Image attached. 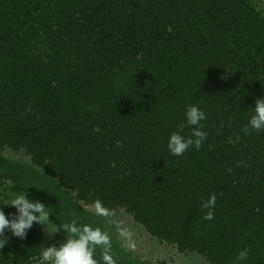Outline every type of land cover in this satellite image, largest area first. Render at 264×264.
Here are the masks:
<instances>
[{"label": "trees", "instance_id": "obj_1", "mask_svg": "<svg viewBox=\"0 0 264 264\" xmlns=\"http://www.w3.org/2000/svg\"><path fill=\"white\" fill-rule=\"evenodd\" d=\"M262 96L264 0H0V152L24 150L60 192L123 209L181 254L264 264V131H242ZM189 105L208 137L174 156ZM41 178L0 174L5 215L4 186ZM5 235L0 264L55 245L35 226Z\"/></svg>", "mask_w": 264, "mask_h": 264}, {"label": "rangeland", "instance_id": "obj_2", "mask_svg": "<svg viewBox=\"0 0 264 264\" xmlns=\"http://www.w3.org/2000/svg\"><path fill=\"white\" fill-rule=\"evenodd\" d=\"M13 173L27 182H34L33 179L37 176L42 177V180L40 183L35 182L32 185L25 184L21 186L9 181L10 183L3 188L2 202L4 206L21 191L28 193L27 198L29 200H39L44 203L51 211L50 221H46L44 225L34 222L33 226L57 246L66 241L68 234L62 229L57 232L56 227L64 223H71L75 219L78 226L88 224L94 228L100 227L109 233L117 264H209L198 253L181 254L174 246L152 238L123 209L112 211L114 215L109 218L97 215L93 206L80 203L74 194L64 190L60 192L58 184L51 179L48 173L33 165L31 157L24 150L14 152L6 148L0 152V174L11 175ZM59 198L66 202L67 212L62 213L63 209L62 205H59L61 202ZM5 208L7 210L6 216L9 219H11V213L17 212L14 206L8 205ZM109 220L116 221L132 232L134 249L126 246L127 241L120 236L115 224L110 223ZM6 231L11 233L8 230ZM95 258L100 261V264H103L100 248L96 249Z\"/></svg>", "mask_w": 264, "mask_h": 264}, {"label": "clouds", "instance_id": "obj_3", "mask_svg": "<svg viewBox=\"0 0 264 264\" xmlns=\"http://www.w3.org/2000/svg\"><path fill=\"white\" fill-rule=\"evenodd\" d=\"M30 111V108L28 109ZM187 126L191 127V135L185 137L182 135L184 125H181L180 131L173 132L168 140V150L174 156H182L190 147L195 146L197 150L200 149L202 143L207 139L208 133L203 131L204 125L201 123L206 120V114L196 105H189L185 112ZM245 135L252 132L264 131V96L257 98L255 101L254 114L249 119L248 123L242 128ZM241 162H237L238 166ZM231 173V169H227ZM28 193L21 191L17 193L5 206H14L16 213H11V219L5 215V212L0 208V250H2L8 243L10 237L5 235L6 230L20 239L26 238L27 232L32 228L34 222L44 225L49 220L51 211L44 203L39 200H29ZM216 204V194L211 193L207 200L201 201V207L209 209L203 219H214V209ZM93 208L97 215L109 218L114 213L103 205V202L96 199ZM110 223L115 224L119 234L127 241L126 246L130 249L135 248L132 241V232L119 223L109 220ZM63 230L67 233V239L59 246H49L44 249L41 255V264H100L96 256V249H101V257L103 264H117L114 258L115 254L112 251L111 236L108 232L102 230L100 227H92L85 224L78 226L74 219L71 223L61 224L56 227V231ZM249 249H244L239 252L237 259L246 260Z\"/></svg>", "mask_w": 264, "mask_h": 264}]
</instances>
